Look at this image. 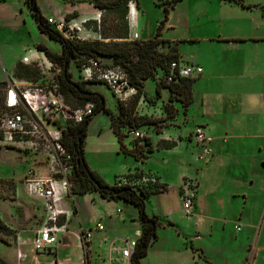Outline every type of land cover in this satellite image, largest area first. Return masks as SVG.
<instances>
[{
	"label": "crops",
	"instance_id": "0c3cea01",
	"mask_svg": "<svg viewBox=\"0 0 264 264\" xmlns=\"http://www.w3.org/2000/svg\"><path fill=\"white\" fill-rule=\"evenodd\" d=\"M36 2L45 19L54 18L62 21L67 16H76L77 20L83 21L92 19L98 14V10L91 4H64L63 0H36ZM139 11V8L136 9L133 21L128 19L132 41L139 40L140 37L138 29L143 16L139 15ZM199 30L202 36L193 38L189 43L198 45L202 42L201 48L195 47L186 59H182L176 49L181 65H195L202 69L201 75L194 78L192 103L186 115H183L182 119L185 118V121L181 124L183 126V123L189 121V109L197 104L198 118L194 124L195 127L203 128L205 134L211 138L212 153L208 159L200 162L199 165H194L199 167L200 171L194 177L197 181V192L192 208L194 212L190 217L184 216L183 220L187 227L186 232L172 220L160 219L161 222L172 223L175 229L165 226L158 228L157 239L148 248L147 255L140 260V264H215L210 261L200 244L206 235L208 238L212 237L206 232L202 220L205 217L207 221L211 219L212 221L208 222L211 231L220 233L222 239H226L225 226L232 220L229 209H234L235 215L232 241L239 244L242 249L237 254L226 252L224 264H247L249 257L250 264H264V0H206ZM133 34H136V38H133ZM167 42L171 44L172 41ZM12 75L13 72L11 76H6L7 83L19 84L10 82L13 80ZM5 82L0 78V84ZM196 87L198 92L194 95ZM179 128L178 124L176 129ZM178 132L180 133L179 130ZM124 145L127 149H132L130 144L124 142ZM171 149H151L152 153L147 155L143 163L136 162L132 157L120 152L119 143L108 119L106 128L90 135L87 131L84 157L89 168L108 184H114L126 175L139 172L155 174L167 186L166 180L157 171L153 169L145 171L142 166H146L148 159L156 152ZM122 156L130 157L134 164L120 166V170L114 172V165ZM220 157H225L227 161H221ZM109 173L112 175L109 176ZM192 176V174L183 175L175 186L183 177ZM55 186L61 197L60 210L63 212L61 217L67 222L72 215L79 217L80 205L85 202L88 204L89 213L84 214L85 217L80 213L81 218L85 220L84 225L79 224V229L75 232L68 231V225L64 226L67 233L58 234V243L45 255H36L33 252L31 241L35 231L19 232L9 237L13 245L18 241L15 264H42V260L47 255L51 256L53 252L54 255L46 264H90V258L96 260L94 250L98 247L99 240L139 238L141 225L138 222V211L132 205L108 202L97 193L74 197L71 194H64L59 182ZM211 190L209 194L212 197H209L206 194ZM169 191H173L179 200L175 189ZM161 194L164 193L155 196ZM64 199L71 201L72 211L65 206ZM221 205L227 209L220 210ZM214 209H219L218 219L212 213L208 215V212H213ZM253 211L257 212V215L254 214L255 217L251 216ZM40 213L44 214L42 202ZM146 214L149 217H158L153 213L148 214L147 211ZM168 214L171 216L172 211L168 210ZM179 214L182 217V213ZM0 219L2 220L1 217ZM215 220L216 222L218 220V226L211 223ZM98 223L103 226L101 232L95 228ZM252 223L253 227L250 229L249 225ZM188 224H195L196 227L190 230ZM237 226H240V231L236 230ZM80 231H90L92 235L93 248H90L87 255L83 253L76 239ZM70 241L71 247H69ZM60 249H67L70 254L60 258ZM101 251L103 253L97 251V255L101 253L104 258L105 246ZM116 257V255L112 256L113 259ZM3 259L8 264L7 257Z\"/></svg>",
	"mask_w": 264,
	"mask_h": 264
},
{
	"label": "rangeland",
	"instance_id": "374dc122",
	"mask_svg": "<svg viewBox=\"0 0 264 264\" xmlns=\"http://www.w3.org/2000/svg\"><path fill=\"white\" fill-rule=\"evenodd\" d=\"M169 1L171 0H134L130 2L129 5H132L135 9L139 8V15L143 16L139 23L141 29H138L140 35L139 41L152 39L159 30L161 34L160 38L169 42L172 41L170 46L175 45L182 59H186L195 47L198 46L201 48L202 46V42L198 45H194L189 43V41L193 38L202 36L199 27L202 24L203 7L206 4V0H180L177 1L173 7L169 5ZM166 8L168 9V14L165 20L164 10ZM128 19L129 16L127 14V22H129ZM66 22L69 24L63 36L74 42H100L113 45L132 41L130 39V32L128 40L113 39V27L117 26V23H115L114 16L110 13H101L98 11V14L94 18L85 19L83 21L77 20L76 16H72ZM39 44L43 45L53 54H60V45L50 40L46 35L38 32L24 1L5 0L0 2V78H3L7 85L6 76H11L14 65L19 61H21V63L24 62L23 59H26V62L22 64L28 65L38 72L37 81L35 83H28L13 79L10 80V82L51 84L57 79L60 72L59 68L51 64L43 53L36 50L35 47ZM97 60L107 67H114L110 60L101 58H97ZM85 62L86 60L84 58L72 60L69 72L73 81H76L77 78V67ZM160 78L161 74L156 72L155 77L153 76L149 80L143 82L142 87L138 89L137 93L136 91L131 94L127 93L129 95H124L120 98L115 97L107 86L103 84H90L89 87L92 91L103 96L106 108L112 113L113 117L117 116V109L118 106H120L131 118L153 120L155 122L154 125L142 126L136 129L143 135V138H149L151 140L152 150H163L167 144H176L169 151L156 152L148 159L146 166H142L145 171L147 169L157 171L159 175L164 177L163 179H165L167 183L163 191L164 194L154 196L149 200L148 204H146V211L150 215L153 213L161 220H172L186 232L187 227L184 225V216L190 217L194 211L191 210L188 215L184 214L181 207L182 196L185 193V189H187L188 194L192 195L193 199L195 198L197 181L194 177L199 173L200 168L194 165H199L200 162L205 161L211 155L212 151L210 144L212 140L207 134H205L206 140L202 142L194 138V133L198 128L195 127L196 125L194 124V122H196L195 120L198 118L197 104L190 107L188 112L189 121L183 123L182 126L181 122H184L185 118L182 119L183 111L181 104L177 101L180 99H176L175 96L170 97L169 92L165 89L160 91L159 96L155 94V87ZM4 91L5 90L0 93V96L4 95ZM194 92V95L198 92L197 87L194 88ZM67 103L72 107L77 106L73 102L67 101ZM166 105H171L172 108L175 109L176 113L173 119L167 117L164 110ZM108 119L110 122V117H107L103 113L97 115L88 127V134L97 133L99 129L106 128ZM178 124L180 125L178 129L180 133L176 129ZM125 131V129L121 130V132ZM124 142L127 145L133 143L128 135L126 139H124L123 143ZM52 155L53 153L40 142L37 143L34 140L28 141L17 138H12L10 140L8 136L0 134V217L2 218V220H0L8 229V231L0 234V238H4L2 239L4 243H0V260L3 262H5L3 257H7L8 264H15L16 262V253L19 247L16 243V245H13L9 237H13L19 232L35 231L44 221L43 218H45V216L40 213L41 202L29 190L27 180L30 176H33L34 179L43 180L60 179L62 176L59 170L60 167L64 165L62 162L60 164L56 162ZM121 159L125 161H120ZM220 160L223 162L227 161L225 157H220ZM133 164L130 157L122 156L116 161L113 170L114 172H118L120 166H133ZM67 172L66 179L71 185V170ZM108 172L107 170L106 173ZM135 173L136 172L133 174ZM191 174L193 175L192 177H183L180 183L175 186L183 175L190 176ZM110 175L112 174L109 173V176ZM142 175L143 176L139 178L129 176L126 180L130 183L137 184L139 187L147 186L145 184H150L151 186L165 185L155 174L147 173ZM122 178L118 180H122ZM144 178H147L148 181L143 180ZM109 185L112 184L109 183ZM170 189L176 190L181 205L176 194L173 191H169ZM166 192L168 193L166 194ZM210 192H212V190L208 191L206 195L212 197L209 194ZM72 201H74V198ZM63 203L72 211L73 208L69 199H64ZM80 206L78 218L72 215L70 221L67 222L66 219L60 217L57 221V226L68 225V231H78V225L80 224L83 226L85 223L80 213L83 216L89 213V206L86 202ZM223 208L227 209L221 205L220 210L223 211ZM168 210L172 211L171 216L168 214ZM218 210L214 209L213 212H208V215L212 213L218 219L220 214ZM233 210L234 209L228 210L232 220L225 226L226 239H222L220 233L211 231L208 224L209 220L212 221L211 219L207 221L205 217L202 220L204 227H206V232L211 234L212 237L208 238L206 235L200 244L212 263L224 264V258L227 256L226 252L237 254L240 253L242 249L239 244L232 241V230L234 228L233 219L235 218ZM179 212L182 213V217ZM254 214L257 215V212L254 213L253 211L251 216L255 217ZM211 223L217 224V226L219 224L218 220L217 222L215 220ZM239 224L242 223L239 222ZM249 226L251 229L253 223ZM188 227L190 230H193L196 225L188 224ZM213 233L216 235H213ZM71 246L72 243L70 241L69 247ZM232 250L234 252H231ZM27 251H29V249H27ZM69 254L67 249H60L59 257L61 258ZM52 255H54V252L51 256ZM51 256L47 255L41 263L46 264L52 258ZM249 258L247 264H250ZM90 261V264H96V260L93 257L90 258Z\"/></svg>",
	"mask_w": 264,
	"mask_h": 264
},
{
	"label": "trees",
	"instance_id": "16d2710c",
	"mask_svg": "<svg viewBox=\"0 0 264 264\" xmlns=\"http://www.w3.org/2000/svg\"><path fill=\"white\" fill-rule=\"evenodd\" d=\"M2 1L0 0V2ZM132 1L134 0H63L64 4H91L101 13L112 14L115 23H117V26L113 27V39L117 40H128L130 31L126 17L129 3ZM177 1L180 0H171L169 1V5L173 7ZM24 4L38 32L46 35L61 47L60 54L49 52L41 44L36 45L35 48L37 51L43 53L51 64L59 68L60 72L55 81L58 82L60 92L65 100L75 103L76 107H84L87 104L93 106V115L90 118L78 125L67 127L65 131H62L61 144L71 156L72 168L70 180L72 189L70 190V194L77 197L87 193H97L108 202H122L135 207L138 211V222L141 225V233L136 241V248L131 257V264H140V260L147 255L148 248L157 239V229L162 226L175 229L172 223H162L158 217H149L146 214V202L150 197L163 193L166 185L151 186L150 184H145L147 186H132L126 179L129 176L142 177V173L139 172L124 176L122 180H126V183L118 180L116 183L109 185L87 165L84 157V142L87 137L89 123L96 115L103 113L110 117V128L117 138L120 152L125 156L132 157L136 162L143 163V160L148 157L147 155L152 153L149 138L134 140L130 137L133 142L130 144L132 147L130 150L126 148L123 141L126 139L128 132L142 126L154 125L155 122L153 120H146L145 118H131L120 106L117 109V116L113 117L112 113L106 108L103 96L92 91L89 87L90 84L102 83L83 81L80 71L90 60H94L99 64L101 63L97 58L110 60L114 67L122 69L129 85L134 88L136 93L142 87L143 82L153 76L155 77V73L158 72L161 74V78L155 87V94L159 96L160 91L165 89L169 92L170 97L175 96L176 99H180L177 101L181 104L183 115H186L188 107L192 103V85L194 79L175 78V82H167V77L170 75V63H179V61L175 45L170 46L167 41L161 40L159 30L152 39L145 41L135 40L113 45L100 42H74L66 39L63 34L47 23V19L42 16L36 0H25ZM164 14L166 20L168 14L167 8L164 10ZM71 17L67 16L64 21L66 22ZM79 58H84L86 62L77 67V78L76 81H73L69 69L72 60ZM101 65L107 67L103 64ZM12 77L17 81L35 83L38 78V72L30 66L19 62L14 66ZM6 87V83H1L0 93ZM2 97L0 96V98ZM164 110L168 118L173 119L175 117L176 111L171 105H166ZM122 129L126 131L121 132ZM174 146V143H170L167 144L165 149H171ZM5 231H8V229L0 221V234ZM0 243H4L1 238ZM0 264L6 263L0 260Z\"/></svg>",
	"mask_w": 264,
	"mask_h": 264
},
{
	"label": "built area",
	"instance_id": "2783aa9c",
	"mask_svg": "<svg viewBox=\"0 0 264 264\" xmlns=\"http://www.w3.org/2000/svg\"><path fill=\"white\" fill-rule=\"evenodd\" d=\"M135 11V7L128 6V16L131 21H133ZM47 23L61 34H64L69 24L64 20L57 21L54 18H47ZM133 38H136V34H133ZM24 61L26 62V59ZM169 70L168 83L175 82V78L194 79L202 73L199 66L181 65L176 62L170 63ZM80 76L83 81L104 84L117 98L135 93L134 88L129 85L126 75L118 67L108 68L90 60L86 66L82 67ZM0 106V134L8 136L10 140L17 138L40 142L53 153L52 156L56 162L59 164L62 162L64 165L59 170L62 176L60 179L43 180L30 176L27 180L29 190L42 202L45 216L43 224L34 232L31 247L36 255L50 253L58 243V234L67 233L64 226H57V221L63 212L60 210L59 190L55 186L59 182L64 194H70L71 185L66 179V173L72 168L71 156L61 144L62 131L90 118L93 115V106L91 104L84 107L70 106L60 92L57 81H53L51 84H8L3 97L0 98ZM128 135L134 140L143 139V135L137 130L128 132ZM194 138L201 142L205 141L204 129L198 127ZM143 180L148 181L147 178ZM126 182V180H122V183ZM130 184L137 186L135 183ZM181 202L184 214H190L193 208V196L188 194L187 189H185ZM95 228L99 232L103 231V226L99 223ZM236 230L240 231V226H237ZM76 239L83 253L87 255L90 248H93L91 232L80 231L76 235ZM136 241L125 238L99 240L98 247L94 250L97 264H113V262L131 264ZM15 243L18 244V241ZM103 246H105L104 258L101 253L97 255V251L102 252ZM113 255L117 257L113 259Z\"/></svg>",
	"mask_w": 264,
	"mask_h": 264
}]
</instances>
